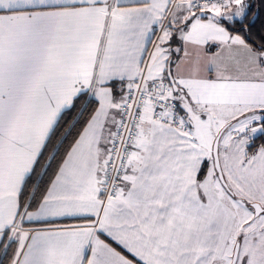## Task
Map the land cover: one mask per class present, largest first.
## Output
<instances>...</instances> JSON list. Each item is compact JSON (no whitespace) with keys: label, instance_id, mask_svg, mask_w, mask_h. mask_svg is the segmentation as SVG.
<instances>
[{"label":"snow or ice","instance_id":"6c2138e0","mask_svg":"<svg viewBox=\"0 0 264 264\" xmlns=\"http://www.w3.org/2000/svg\"><path fill=\"white\" fill-rule=\"evenodd\" d=\"M0 264H264V0H0Z\"/></svg>","mask_w":264,"mask_h":264}]
</instances>
